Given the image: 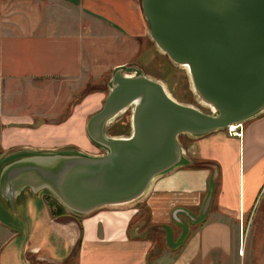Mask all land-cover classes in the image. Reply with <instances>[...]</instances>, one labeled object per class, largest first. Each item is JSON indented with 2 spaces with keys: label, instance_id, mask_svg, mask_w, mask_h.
<instances>
[{
  "label": "crops",
  "instance_id": "1",
  "mask_svg": "<svg viewBox=\"0 0 264 264\" xmlns=\"http://www.w3.org/2000/svg\"><path fill=\"white\" fill-rule=\"evenodd\" d=\"M149 45L140 0H0V167L28 154L95 156L85 122L104 94L76 98L74 86L136 61ZM65 84L59 104L30 97ZM226 130L177 140L178 164L131 202L52 213L24 189L14 207L26 230L0 219V264H264V111ZM9 209L0 198V213L11 217Z\"/></svg>",
  "mask_w": 264,
  "mask_h": 264
},
{
  "label": "water",
  "instance_id": "2",
  "mask_svg": "<svg viewBox=\"0 0 264 264\" xmlns=\"http://www.w3.org/2000/svg\"><path fill=\"white\" fill-rule=\"evenodd\" d=\"M140 7L150 39L187 67L213 112L180 104L159 82L115 68L101 107L85 122L87 137L105 153L11 159L0 168V198L12 208L24 189L43 191L75 214L131 202L178 164L177 135L224 129L264 108V0H140ZM127 107L130 134L107 135V122Z\"/></svg>",
  "mask_w": 264,
  "mask_h": 264
},
{
  "label": "rangeland",
  "instance_id": "3",
  "mask_svg": "<svg viewBox=\"0 0 264 264\" xmlns=\"http://www.w3.org/2000/svg\"><path fill=\"white\" fill-rule=\"evenodd\" d=\"M124 71H126L127 73L125 75H133V74L139 73V74H142L148 78H151L159 82L161 86L163 87L165 93L172 100L180 104L192 106L204 113L213 112L212 107L206 104L203 100H201V98L198 96V94L194 90L191 84V80H190L187 67L185 65L177 64L171 61L167 57V55L164 54L153 43L151 39H150V45L145 48L144 53L141 55L139 59L133 62H128L125 66L122 67L123 74H124ZM127 71H131V72L129 73ZM110 78H111V73L106 75V77H94V76H90L88 78L83 77L82 80L76 86H74V87L78 86L77 87L78 90L74 92V96L76 98H79V97L81 98L87 92L99 90L104 94V97H105L109 89ZM71 87H72L71 85L65 84L63 87V90L58 91V92H55V91L52 92L51 89L48 87H47L48 89L42 90L46 88V87H43L42 89H39L40 91L32 90L30 93V97L34 101L35 104L41 103L43 106L45 105L50 106L51 104H53L54 101L56 102L58 101V104H59L61 101H64V100L66 101V98H68L69 96V91L71 90ZM74 100L70 101V103L68 102L66 104L64 103L65 107H63L64 110L62 108L63 113L60 115L61 117L67 114V112L69 111V107L71 106V102H73ZM262 111H264V108L258 113ZM130 117H131V108L130 107L124 108L114 117L115 120L113 121V123L107 129L105 127V133L113 137L128 136L131 131ZM184 137H185V134H179L177 135V140L183 141ZM89 141L92 143V146H93V147L91 146L92 148L89 151L90 153L95 154V156L103 155L105 153L106 151L105 148L101 146L99 148L98 147L99 145L93 143L90 139ZM68 148L69 147H66V146L55 147L53 150L63 151ZM29 152H37V151L31 150ZM53 152H56V151H53ZM9 161H11V159ZM9 161H5L3 162V164ZM3 164H1V167ZM30 196L31 198H34L35 200H37V198L39 199L37 200L39 206L41 202L44 201V203L48 205V207H51L52 210L55 207L53 211L55 210L57 211L58 208L60 210H63L58 205H56V203L53 201L54 198L52 199V197L49 195L41 194L40 191L37 193L30 192ZM141 213H144V210H142ZM25 214H26V211H25ZM10 216L11 217H7L0 213L1 222L7 223V225H9V227L11 226L12 229L20 228V231L25 232L26 230L25 226L27 223L25 222V218L21 216L18 211H16L14 207V202H13V208L11 207ZM27 217L28 219H30L28 214H27ZM185 220L187 221V223L190 222V218H185ZM176 228L177 227L175 226L174 230ZM153 238H155L156 244L158 246L161 245V241L163 239V236L161 235V233L155 234ZM69 264H73V262Z\"/></svg>",
  "mask_w": 264,
  "mask_h": 264
},
{
  "label": "bare ground",
  "instance_id": "4",
  "mask_svg": "<svg viewBox=\"0 0 264 264\" xmlns=\"http://www.w3.org/2000/svg\"><path fill=\"white\" fill-rule=\"evenodd\" d=\"M127 72H131V71H127ZM124 74H127L126 73V71H124ZM115 120V118L114 119H112V120H109L108 122H107V125H106V129L113 123V121ZM241 124V122H237V123H231V124H229L227 127H226V129L227 130H234V129H236V127L237 126H234V125H240ZM232 125V126H231ZM226 130V131H227ZM233 132V131H232ZM99 148H100V146H98ZM53 199V198H52ZM53 201L55 202V203H57V204H59L55 199H53ZM60 205V204H59ZM62 207V206H61ZM64 210H66L64 207H62Z\"/></svg>",
  "mask_w": 264,
  "mask_h": 264
},
{
  "label": "trees",
  "instance_id": "5",
  "mask_svg": "<svg viewBox=\"0 0 264 264\" xmlns=\"http://www.w3.org/2000/svg\"><path fill=\"white\" fill-rule=\"evenodd\" d=\"M56 205H58L61 209H63L59 204L56 203ZM54 209H55V207H54ZM54 209H53V210H54ZM53 210L51 211L52 213H57V212H59L60 209L58 208L57 211H56V210L53 211Z\"/></svg>",
  "mask_w": 264,
  "mask_h": 264
},
{
  "label": "flooded vegetation",
  "instance_id": "6",
  "mask_svg": "<svg viewBox=\"0 0 264 264\" xmlns=\"http://www.w3.org/2000/svg\"><path fill=\"white\" fill-rule=\"evenodd\" d=\"M231 126H232V125H231ZM234 126H237V127H239L240 125H234ZM231 131H232V130H231ZM9 208H10L9 210L11 211V207H10V205H9Z\"/></svg>",
  "mask_w": 264,
  "mask_h": 264
},
{
  "label": "built area",
  "instance_id": "7",
  "mask_svg": "<svg viewBox=\"0 0 264 264\" xmlns=\"http://www.w3.org/2000/svg\"><path fill=\"white\" fill-rule=\"evenodd\" d=\"M230 132L232 133V131L228 130V133H230ZM233 132H234V131H233Z\"/></svg>",
  "mask_w": 264,
  "mask_h": 264
}]
</instances>
